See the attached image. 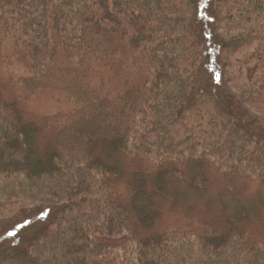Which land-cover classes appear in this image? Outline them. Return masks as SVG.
Masks as SVG:
<instances>
[{"label":"trees","instance_id":"obj_1","mask_svg":"<svg viewBox=\"0 0 264 264\" xmlns=\"http://www.w3.org/2000/svg\"><path fill=\"white\" fill-rule=\"evenodd\" d=\"M0 31L55 104L35 124L0 93V239L27 205L53 211L0 264H264L235 221L149 233L184 163L264 187V0H0Z\"/></svg>","mask_w":264,"mask_h":264},{"label":"rangeland","instance_id":"obj_2","mask_svg":"<svg viewBox=\"0 0 264 264\" xmlns=\"http://www.w3.org/2000/svg\"><path fill=\"white\" fill-rule=\"evenodd\" d=\"M245 62L242 55L236 56L232 60V69L230 70L232 74L235 73L236 82L234 85L240 89L244 82L246 67L253 66L252 62L247 65ZM236 72L238 73L236 74ZM28 74L29 64L23 52L0 31V93L16 105L25 121L38 124L43 116L54 110L55 104L50 95L36 97L24 90L20 82L22 77ZM45 141L46 134L43 133L39 148L45 144ZM101 154L103 160L120 168L125 180L137 167L139 169V166H133L125 159L115 156L110 159L104 152ZM143 168L148 176L154 172L149 166ZM180 168L179 173L174 174L177 179L172 181L173 186L160 200L163 212L157 217L149 233L156 234L169 230L193 233L202 225L219 226L227 222L232 224L231 222L235 221L237 225L243 226L245 236L250 242L264 244V187L259 181L247 175H231L205 165L196 167L193 164L184 163ZM195 176L205 180V185L189 187L188 184H191ZM224 190L230 191L241 203L243 207L240 211L232 206L225 209L226 211L222 209L218 197ZM26 207L28 208L25 214L18 218L15 224L10 225L9 229L6 228L7 230L0 239V247L8 248L16 243L18 232H21L19 236L34 234L53 216V211L51 212L52 216L48 211L43 212L46 215L41 218L42 213H37L38 211L31 205ZM229 217L230 220H227ZM28 221L31 223L27 227H23Z\"/></svg>","mask_w":264,"mask_h":264},{"label":"snow or ice","instance_id":"obj_3","mask_svg":"<svg viewBox=\"0 0 264 264\" xmlns=\"http://www.w3.org/2000/svg\"><path fill=\"white\" fill-rule=\"evenodd\" d=\"M217 82H219V77H217ZM45 215H46V213H42L41 218H43V216H45ZM30 223H31L30 221L26 222L25 225H23V227H27V225ZM12 235H15V233H12Z\"/></svg>","mask_w":264,"mask_h":264}]
</instances>
